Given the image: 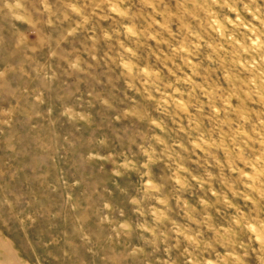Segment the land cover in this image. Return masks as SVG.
Here are the masks:
<instances>
[{
  "label": "rangeland",
  "instance_id": "rangeland-1",
  "mask_svg": "<svg viewBox=\"0 0 264 264\" xmlns=\"http://www.w3.org/2000/svg\"><path fill=\"white\" fill-rule=\"evenodd\" d=\"M0 264H264V0H0Z\"/></svg>",
  "mask_w": 264,
  "mask_h": 264
}]
</instances>
